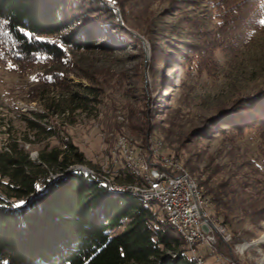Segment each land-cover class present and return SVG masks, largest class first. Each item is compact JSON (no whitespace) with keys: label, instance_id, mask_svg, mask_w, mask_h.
<instances>
[{"label":"rangeland","instance_id":"374dc122","mask_svg":"<svg viewBox=\"0 0 264 264\" xmlns=\"http://www.w3.org/2000/svg\"><path fill=\"white\" fill-rule=\"evenodd\" d=\"M118 1L125 13L113 4L114 14L105 12L107 20L91 24L93 48L65 46L67 53L55 63L0 60V129L10 126L9 134L20 141L28 133L32 143L24 146L33 160L40 150L61 148L69 139L84 154L82 165L113 186L138 183L128 182L111 164L117 159L121 164L116 142L126 136L129 145L141 147L142 158L159 159L163 151L198 184L244 191L260 199L264 210V130L224 122L236 100L264 89V26L226 50L217 35L220 13L210 0ZM52 72L59 73L55 81ZM85 87L96 89V99ZM26 119L52 133L37 134ZM7 138L0 131V144ZM61 174L53 169L48 176ZM152 208L163 217L155 204ZM254 220L242 211L230 216V224L223 223L228 241L215 232L213 253L197 247L202 256L208 253L202 264H219L224 255L230 260L225 264H264V242L244 247L264 234V212Z\"/></svg>","mask_w":264,"mask_h":264},{"label":"trees","instance_id":"16d2710c","mask_svg":"<svg viewBox=\"0 0 264 264\" xmlns=\"http://www.w3.org/2000/svg\"><path fill=\"white\" fill-rule=\"evenodd\" d=\"M96 2L95 10L92 7ZM210 2L220 13L217 35L226 50L246 42L264 26V0ZM118 3V0H0V60L18 64L38 60L55 63L67 53L65 46L93 48L96 34L93 23L104 20L105 12L114 14L113 4ZM121 8L125 13L126 7ZM251 10L253 16L248 18ZM191 51L194 55L200 53ZM55 76L59 73L52 72L51 80L55 81ZM85 89L96 99L95 88ZM235 103L224 122L242 129L258 125L264 130V89ZM35 115L43 117L40 113ZM26 120L37 134L52 133L51 128ZM3 125L0 117V127ZM10 129V126L7 130L0 129L8 135L0 144L3 196L0 264H196L183 236L166 221L162 211L163 217H159L152 208L155 204L160 209L157 202L144 200L128 190L109 191L103 174L86 175L69 167L85 161L84 154L69 139L61 148L40 150L37 161L33 160L24 146L32 143L28 133L20 141L9 134ZM132 129L144 131L139 125H132ZM53 169L63 174L51 178L48 173ZM118 171L126 175L128 182H135L133 178L141 182L140 177L126 170ZM226 186L199 182L215 220L230 224V216L238 211L251 220L264 212L258 205L260 199ZM6 200L15 205L24 201L25 205L12 207ZM116 227L122 229L112 232ZM215 246L218 247L217 243Z\"/></svg>","mask_w":264,"mask_h":264},{"label":"built area","instance_id":"2783aa9c","mask_svg":"<svg viewBox=\"0 0 264 264\" xmlns=\"http://www.w3.org/2000/svg\"><path fill=\"white\" fill-rule=\"evenodd\" d=\"M126 139V136L119 137L123 151L130 152L134 156L136 164H143L149 172L148 190L134 188L133 191L144 195H155L157 200H164V207H160V210L167 212L169 217H173L176 222L188 227V233L192 237V251L190 253L195 257L196 263L198 258H203L197 251L199 245H204L208 253L215 251V232L220 234V238L224 242L231 238V234L226 231L224 225L217 224V220L212 219L209 206L198 205L197 201L195 204H188V195L196 196L197 193L203 192L200 188H195L191 183H188L185 172H182L179 166L172 164V155L159 151V159H150L148 154L147 158H139L141 147L135 145L133 149H126ZM111 164L114 166L117 164L118 170H124L120 167L118 159L116 163ZM91 175L93 174L91 173ZM193 217H200V222L205 224V239H197L196 232L191 230ZM224 256L218 257L219 264L230 262L229 258Z\"/></svg>","mask_w":264,"mask_h":264},{"label":"bare ground","instance_id":"6f19581e","mask_svg":"<svg viewBox=\"0 0 264 264\" xmlns=\"http://www.w3.org/2000/svg\"><path fill=\"white\" fill-rule=\"evenodd\" d=\"M120 137V136H119ZM119 137L117 138L116 142V148L117 150L122 153V161L120 164V167L124 168L123 171H128L132 173L134 176L140 177L141 182L140 183H127L122 184L119 186H113L111 183H107V188L109 186V191L112 192H122V191H130L133 192L137 197H140L144 200H153L157 202V204L160 207H164V200H157V196L155 195H144L140 192L133 191V189H140V190H148L149 188V172L143 164H136V160H134V156L130 154V152L123 151V148H121V142H119ZM134 146L129 145L126 141V149H133ZM115 148V149H116ZM141 154V153H140ZM139 154V158H142ZM142 155V154H141ZM172 164L179 166L180 170L182 172H185L186 180L188 183H191L195 188H200L197 181L191 177L192 175H189V173L180 165H178L175 161H172ZM84 174L92 173L89 168L82 171ZM140 180V179H139ZM196 201L198 202V205L207 206L208 200L203 195V193H197L195 195H188V204H195ZM164 213L166 221L174 227L186 240L190 251H192V237L188 233V227H186L184 224H180L179 222H176L173 217H169V214L165 211H162ZM221 224V223H218ZM191 230L196 232L197 239H205L206 237V226L204 223L200 222V217H193L191 220ZM261 242H264V234H262L258 239L253 240L251 242H247L244 244V247L250 246L252 244H260ZM202 264V258H198V263Z\"/></svg>","mask_w":264,"mask_h":264},{"label":"water","instance_id":"95a60500","mask_svg":"<svg viewBox=\"0 0 264 264\" xmlns=\"http://www.w3.org/2000/svg\"><path fill=\"white\" fill-rule=\"evenodd\" d=\"M74 168L79 169V170H81V171L87 169V167L83 166L82 164H77V166H75ZM61 175H62V174H61ZM0 198H1V197H0ZM12 205H13V207H14L15 204L13 203Z\"/></svg>","mask_w":264,"mask_h":264},{"label":"snow or ice","instance_id":"6c2138e0","mask_svg":"<svg viewBox=\"0 0 264 264\" xmlns=\"http://www.w3.org/2000/svg\"><path fill=\"white\" fill-rule=\"evenodd\" d=\"M25 205L24 201H20L17 205H14V207L22 208Z\"/></svg>","mask_w":264,"mask_h":264}]
</instances>
